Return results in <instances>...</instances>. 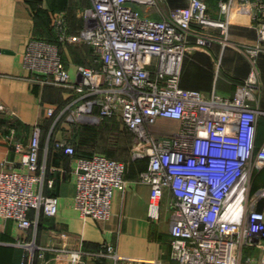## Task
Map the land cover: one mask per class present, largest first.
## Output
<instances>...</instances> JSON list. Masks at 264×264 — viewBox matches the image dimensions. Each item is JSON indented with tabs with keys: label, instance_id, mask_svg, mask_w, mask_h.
<instances>
[{
	"label": "built area",
	"instance_id": "obj_1",
	"mask_svg": "<svg viewBox=\"0 0 264 264\" xmlns=\"http://www.w3.org/2000/svg\"><path fill=\"white\" fill-rule=\"evenodd\" d=\"M90 1L81 9L85 25L78 32H66L62 13L54 19L60 41L90 47L93 65H78L77 79L63 65L55 43L33 38L24 54L25 64L41 81L69 88L71 98L58 117L65 114L70 124L111 117L132 131V158L148 159L140 177L150 185L151 218H159L160 201L169 191L171 260L264 264V208H259L264 185L252 191L255 174L264 167V140L256 144L264 110L252 91L254 75L237 85L232 97L180 85L189 44L208 46L214 28L223 40L233 5L251 7L258 44L247 50L253 57L262 48L264 0H217L225 20L208 14L206 0H188L186 6L168 10L165 0ZM55 109L49 106L46 115ZM159 120L177 123L155 129ZM40 133V124H34L29 143L14 144L20 168L0 170V218L14 219L21 228L36 223L40 211L49 216L58 211V197L35 188L43 180L37 173ZM53 145L75 155L69 138H57ZM124 168L123 161L101 153L76 157L74 202L84 217H109L113 192L125 185ZM33 209L37 215L30 217ZM245 250L250 252L244 257ZM95 255L111 256L113 264L128 263L110 244ZM81 257L72 252L70 264Z\"/></svg>",
	"mask_w": 264,
	"mask_h": 264
},
{
	"label": "crops",
	"instance_id": "obj_2",
	"mask_svg": "<svg viewBox=\"0 0 264 264\" xmlns=\"http://www.w3.org/2000/svg\"><path fill=\"white\" fill-rule=\"evenodd\" d=\"M90 3V0H0V170L20 168L14 144L27 145L34 124H40L37 173L43 175V180L35 188L41 186L44 194L56 195L59 200L58 211L53 216L41 211L37 215L36 210H31L29 216L37 215V222L28 228L19 227L14 219L0 218V264H70L72 252L82 253L81 261L76 264H97L100 260L113 264L111 256L95 255L105 244L112 245L127 264H177L170 259L168 190L160 201L159 218L149 215L150 185L140 177L147 167V158H115L124 162L125 185L114 190L108 218L94 219L80 213L74 202L76 157L94 153L111 156L87 150L90 140L85 139L91 137L90 126L98 123L93 121L75 123L80 124L84 140L83 143L75 141L77 154L69 155L55 148V139L72 138L74 124L65 120V114L58 117L71 98L70 90L41 81L24 62L29 40L39 38L57 45L72 79L78 77V65L92 66L90 47L60 41L54 25L56 15L62 13L66 32H78L85 25L81 9ZM187 3L188 0H172V3L165 0L163 8L168 10ZM206 3L211 17L227 18L220 13L217 0H206ZM153 15L160 16L157 12ZM228 21V33L223 40L220 29L214 28L216 36L208 46L189 44L180 67V85L232 97L237 85L253 73L252 91L259 108L264 110V44L253 57L247 50L258 44L251 7L233 5ZM49 106L56 107L52 116L46 115ZM163 123L174 127L177 122L159 120L154 128L161 129ZM263 140L264 115H260L256 144ZM255 175L252 191L264 185V167ZM259 208H264V204L260 203Z\"/></svg>",
	"mask_w": 264,
	"mask_h": 264
},
{
	"label": "rangeland",
	"instance_id": "obj_3",
	"mask_svg": "<svg viewBox=\"0 0 264 264\" xmlns=\"http://www.w3.org/2000/svg\"><path fill=\"white\" fill-rule=\"evenodd\" d=\"M107 118H102L98 123H96L97 133L96 136L95 133L92 135L93 138L91 137L92 139L89 143L90 147H88L87 150L102 151L110 156H114L122 160L128 159L133 143V135L124 130L125 127L116 118ZM249 252V250H245L244 257Z\"/></svg>",
	"mask_w": 264,
	"mask_h": 264
},
{
	"label": "trees",
	"instance_id": "obj_4",
	"mask_svg": "<svg viewBox=\"0 0 264 264\" xmlns=\"http://www.w3.org/2000/svg\"><path fill=\"white\" fill-rule=\"evenodd\" d=\"M263 118L261 117L260 118V121L262 120ZM80 125V124H79ZM79 125H73V128H72V132H71V135H72V138H70V140L73 142V144H74V146H75V154H77L76 153V151H77V146L75 145V141L77 142V141H79V142H81V143H83L84 142V140H82V137H81V129H79ZM91 127V130H90V135H91V137H92V135H94V133H95V136H96V133H97V126L96 125H92V126H90ZM125 127V126H124ZM128 128H126L125 127V129L124 130H126V131H128L129 133H131L132 134V132L131 131H129V130H127ZM90 137V139H85V140H91L92 138ZM130 156H131V149H130ZM111 157H114V156H111ZM114 158H117V157H114ZM255 177H256V175H255ZM255 177H254V181H255ZM253 181V182H254Z\"/></svg>",
	"mask_w": 264,
	"mask_h": 264
}]
</instances>
